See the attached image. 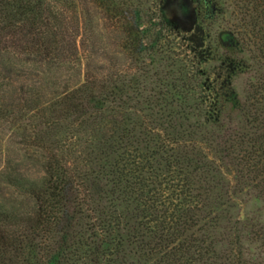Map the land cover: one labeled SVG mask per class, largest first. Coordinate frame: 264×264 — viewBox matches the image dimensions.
Returning a JSON list of instances; mask_svg holds the SVG:
<instances>
[{
    "label": "trees",
    "instance_id": "trees-1",
    "mask_svg": "<svg viewBox=\"0 0 264 264\" xmlns=\"http://www.w3.org/2000/svg\"><path fill=\"white\" fill-rule=\"evenodd\" d=\"M88 3L78 0L87 17ZM142 5L101 0L96 22L77 23L59 22L48 0H0V189L11 192L0 194V264H246L235 237L225 255L208 238L210 175L231 165L233 192L264 198V0H195L228 16L261 69L242 127L226 135L207 127L221 105L183 106L187 74L172 92L151 88ZM97 29L115 37L114 56Z\"/></svg>",
    "mask_w": 264,
    "mask_h": 264
},
{
    "label": "rangeland",
    "instance_id": "rangeland-1",
    "mask_svg": "<svg viewBox=\"0 0 264 264\" xmlns=\"http://www.w3.org/2000/svg\"><path fill=\"white\" fill-rule=\"evenodd\" d=\"M48 1L59 14V22L78 23L83 17L96 22L100 18L101 0H90L88 17L80 10L78 0ZM141 1L143 5L137 10L135 22L145 36L139 56L150 69L151 88L172 92L173 86H179L180 75L187 74L192 78L188 85L194 91L193 97L184 100L183 106L221 105L217 117L208 115L207 127L211 125L208 130L216 135L230 134L242 127L240 110L250 84L255 83L261 69L236 43L228 16L222 21L223 17L213 13L211 8L197 11L195 0ZM93 32L102 51L109 57L114 56L117 48L112 33L98 29ZM194 114L193 109L186 111L188 117ZM204 115L197 120L203 123ZM8 150L14 156V147L9 145ZM215 163L219 164L218 168L215 166L210 177L217 188L209 197V203L216 218L207 230L208 238L216 253L225 255L229 242L235 237L246 264H264V198L250 188H241L234 193L232 166ZM19 165L30 178L41 175L39 163L21 162ZM0 190L2 198H9V190ZM66 213L68 222L74 224L71 217L75 214L70 204Z\"/></svg>",
    "mask_w": 264,
    "mask_h": 264
}]
</instances>
